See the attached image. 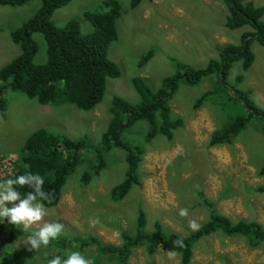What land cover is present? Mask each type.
Returning <instances> with one entry per match:
<instances>
[{
    "label": "rangeland",
    "instance_id": "1",
    "mask_svg": "<svg viewBox=\"0 0 264 264\" xmlns=\"http://www.w3.org/2000/svg\"><path fill=\"white\" fill-rule=\"evenodd\" d=\"M103 1L70 0L54 11L51 20L55 26L63 27L73 19L83 34L88 33L92 26L84 13L106 12ZM119 1L122 15L116 20L118 38L108 45L107 56L117 64L120 76L106 79L104 96L92 110L83 111L70 103L41 105L20 91L4 92L6 110L4 116L0 114V181L10 174V160H15L25 138L37 128L85 140L79 163L67 177L58 204L46 207L47 215L30 228L18 225L21 229L0 233V245L4 246L0 260L15 256L16 264H47L52 255L70 250L79 251L90 258L92 264H118L107 254L97 256L93 244L82 248L79 245L82 237L90 235L101 243L120 245L121 233L130 229L127 222L136 221L137 206L147 211L144 232L154 234V222L159 219L166 234L175 232L185 237L192 231L191 220L201 225L208 217V209L197 202V190L211 200H218L216 211L232 220L252 219L264 225V194L252 191L264 185V175L256 172L264 162V140L253 128L258 126L248 124L233 138L232 144L210 148L206 145L209 135L229 121L228 115L232 112L228 107L232 93L228 90L197 105L200 95L212 87L214 75L203 77L195 85L179 84L169 101L172 117L183 120V125L174 131V140L158 134L149 144L144 143L143 133L148 128L145 120L124 130L121 140L133 147H146L140 183L115 202L120 213L105 204L111 188L122 180L126 170L124 151L115 147L103 153L105 165L100 173L92 174L95 151L110 119L108 109L112 97L118 95L137 103L139 96L131 86V77H145L155 90L162 77L176 71V62L203 67L210 58L218 57L219 46L238 43L241 33L249 29L247 25L226 27L227 9L217 0H141L134 8L130 7V0ZM251 1L264 6V0ZM39 6V0L23 5H0V67L21 51L19 45L12 42L10 32L32 16ZM262 19L264 21V15ZM33 40L37 46L34 63L42 64L46 60L45 41L39 32L33 34ZM151 48L152 57L140 66L141 55ZM251 48L255 54L251 67L243 70L241 61H236L227 78L230 87L247 90L264 107V47L254 41ZM237 74L243 76L241 82L236 81ZM250 139L257 140V144L248 142ZM251 151L255 152L250 155ZM86 170L92 174L88 183L83 181ZM226 188L228 196L220 199L219 195ZM180 208H187L188 216H179ZM120 216L121 223L115 220ZM6 221L5 218V222L0 223V230L9 226ZM58 221L64 225L65 234H69L70 244L60 235L51 241L52 249L42 246L30 250L26 243L31 232L44 223ZM55 241L63 247L57 246ZM131 250L127 264H181L180 254L165 247L150 253L146 244H141ZM189 264H264V242L249 247L245 237L213 232L194 243Z\"/></svg>",
    "mask_w": 264,
    "mask_h": 264
},
{
    "label": "trees",
    "instance_id": "2",
    "mask_svg": "<svg viewBox=\"0 0 264 264\" xmlns=\"http://www.w3.org/2000/svg\"><path fill=\"white\" fill-rule=\"evenodd\" d=\"M28 1L30 0H0V5H23ZM39 1L40 6L34 14L10 32L12 42L19 45L21 51L19 55L0 68V114L3 116L6 110L4 92L7 90L20 91L29 98H35L40 104L73 103L82 110H89L101 102L106 79L120 76L117 64L107 56L108 45L118 38L116 20L122 15L118 0H105L108 8L106 12L84 13L92 26V30L85 34L81 32L78 22L73 19L63 27L55 26L51 20L53 12L70 0ZM218 1H221L227 9L226 27L234 29L244 25L249 26V29L241 33L238 43H224L219 46L218 57L210 58L203 67L196 68L176 62V71L162 77L160 85L155 90L150 88L145 77H131V86L139 96L137 103H131L117 95L111 99L108 109L111 119L101 135V149H96L98 163L92 174L99 173V167L103 164L101 151H107L113 146L124 151L127 164L124 176L117 183L118 185L112 188L110 196L105 199V204L113 208V211L119 212L121 209L116 206L115 202L123 199L133 185H139L140 178L137 173L141 176L142 156L146 153L144 146L135 151L123 142L120 139L122 132L138 120H145L148 128L143 133V138L146 135L154 137L162 134L167 139H172L174 130L183 125V120L172 117L168 102L176 93L180 83L195 85L207 75L215 76L212 87L203 92L197 100L199 106L218 93H224V90L232 93L228 100L229 111L230 108L232 110L228 115L229 121L224 122L211 133L206 142L207 147L232 144L233 138L241 134L251 123L258 126V128L252 127L260 139L264 140V107L257 103L253 94L251 97L247 90L232 88L227 81L234 62L241 61L243 70H247L254 62L255 54L251 48L253 41L264 47V21L262 19L264 6L255 5L251 0ZM140 2L141 0H130V7L134 8ZM35 32L43 35L46 45V60L42 64L34 63L37 46L32 35ZM153 53L152 48L148 49L141 55L138 64L140 66L145 64ZM235 79L241 82L242 75L237 74ZM84 140L83 137L71 139L45 128L32 131L16 152L15 160L12 161V167L16 171L10 178L25 172L42 175L45 179L43 190L47 193L45 206L55 205L63 193L67 177L79 163L80 149L84 145ZM248 142L257 144L258 141L250 139ZM254 152L251 151L250 155ZM256 172L257 175H264V162ZM92 174H89L87 170L84 171V183L89 182ZM6 178L7 176L4 179ZM227 189L219 195L220 199L228 196ZM17 190L22 196L32 191L28 186H17ZM252 191L264 194V185L257 186ZM196 193L198 204L208 209V217L198 231L192 230L185 237H180L175 232L166 234L159 219L154 222L156 229L154 234L144 232V227L148 222L147 211L143 206H137L136 221L127 222L130 224V229L121 233L122 243L120 245L101 243L96 237L83 240L82 244L83 246L95 244L100 252L107 254L106 256L110 259H115L118 264H127L132 254L131 249L141 244H146L150 253H154L159 247L176 251L180 254L181 264H189L194 243L213 232L219 231L229 236L245 237L249 247H257L264 242V225L252 219L234 221L227 215L216 211L218 200L209 199L202 191L197 190ZM115 220L121 223L122 216ZM17 227L19 226L13 227L9 224L5 226V230H0V233L15 231ZM61 235L69 245V234L66 235L62 230ZM178 238H183V248L177 247L174 243ZM144 241L147 242L144 243ZM57 244L63 247L62 244ZM48 246L52 249L53 243L50 242ZM3 248L4 246L0 245V251ZM60 252L63 254L64 251ZM15 261V256H8L2 258L0 264H13Z\"/></svg>",
    "mask_w": 264,
    "mask_h": 264
},
{
    "label": "clouds",
    "instance_id": "3",
    "mask_svg": "<svg viewBox=\"0 0 264 264\" xmlns=\"http://www.w3.org/2000/svg\"><path fill=\"white\" fill-rule=\"evenodd\" d=\"M246 1H250V0H246ZM218 2H221V1H218ZM119 3H120V1H119ZM103 4L105 5V0L103 1ZM107 10H108V8H107ZM86 12H98V11H86ZM84 17H85V15H84ZM32 37H33V35H32ZM252 43H251V45H252ZM10 61H8V62H10ZM142 65H144V64H142ZM196 68H199V67H196ZM227 81H228V78H227ZM105 83H106V81H105ZM228 84H229V82H228ZM229 86H232V85L229 84ZM152 90H154V89H152ZM61 104H64V103H61ZM70 104H73V103H70ZM168 104H169V102H168ZM41 105H55V104L48 103V104H41ZM56 105H60V104H56ZM92 109L93 108H91L89 110H92ZM89 110H83V111H89ZM110 119H111V117H110ZM110 119H109V121H110ZM138 121H140V120H138ZM107 126H108V124H107ZM129 127H131V126H129ZM129 127H127V128H129ZM217 128L218 127H216L215 129H217ZM122 134H123V132H122ZM210 135H209V137H210ZM154 137H150L149 135H146L143 138V142L149 144L151 142V140L154 139ZM120 139H121V137H120ZM167 140H171V139H167ZM126 144L131 146L135 151H136V149H140V147H138V146L133 147L129 143H126ZM223 145H226V144H223ZM115 147L116 146H113L107 151H101L100 155H101V159L103 161V164L99 167V173L104 168V165H105L104 160H103V156H102L103 153L108 152L112 148H115ZM98 148L101 149V139H100V146ZM116 148H119V147H116ZM119 149H121V148H119ZM81 152H82V148L80 149V158H81ZM95 153H96V163L91 166L92 168H95V165H97V163H98L97 152L95 151ZM80 158H79V160H80ZM12 161L13 160H10V162H11L10 174L7 176L6 179L0 181V223H3L4 219L7 218V223L12 224V225H16V226L17 225H23L25 229H28L34 223L41 221L42 218L47 215V210H46L47 206H45V203H44V201L47 200V193L43 190V185H44L45 179L42 175H40L38 173H32V172H25L24 174H20V175L15 176L14 178H10L13 175V173L16 171L15 169H13L14 167H12ZM125 161H126V159H125ZM126 168H127V164H126ZM137 172L138 171H136V173ZM96 175H98V174H96ZM137 176H138V178H140V175L138 173H137ZM116 185H118V184H116ZM116 185H114V186H116ZM17 186H19V187L28 186L30 189H32V191H29L26 195L22 196L21 192L17 190ZM112 188H111V190H112ZM111 190H110V194H111ZM60 199H61V197H60ZM60 199L58 200V202L60 201ZM17 201H18V203H12V202H17ZM58 202L55 205H52L49 207L56 206L58 204ZM10 203L12 206H9ZM178 214L181 217H186V216H188V209L187 208H180ZM189 227L193 231H198L200 229L201 225L196 220H191L189 222ZM63 228H64V225L60 222L44 223L42 226H38L34 231H32V232L30 231L31 234L27 237V243L26 244L29 246L30 250H32V249L38 250L42 246L47 247L52 240L57 239L61 235ZM91 237L92 236H90V235L83 236L82 241L83 240H89ZM174 243L179 248L184 247L183 238L176 239L174 241ZM79 245L82 248H85L91 244L86 245V246H83V244H79ZM93 245L96 249L95 253L97 256L99 254L103 253L97 249V246L95 244H93ZM21 249H23V246H21ZM47 264H92V261L90 258H87L84 255H82L79 251L65 250L62 255H56L53 258L49 259L47 261Z\"/></svg>",
    "mask_w": 264,
    "mask_h": 264
}]
</instances>
